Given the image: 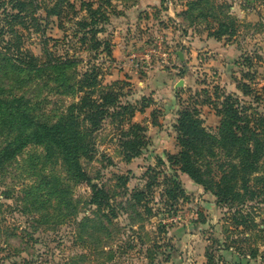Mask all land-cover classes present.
I'll return each instance as SVG.
<instances>
[{
	"label": "rangeland",
	"instance_id": "374dc122",
	"mask_svg": "<svg viewBox=\"0 0 264 264\" xmlns=\"http://www.w3.org/2000/svg\"><path fill=\"white\" fill-rule=\"evenodd\" d=\"M100 1L103 0H0V58L19 46L37 58L40 66L46 65L38 72L21 69L18 73L23 80L29 77L32 81L28 89L32 105L53 119L77 99L75 95L58 93L57 74L49 67L44 51L61 55L68 47V53L77 61V70L97 67L101 86L127 82L121 101L135 109L129 121L146 128L139 156L126 160L127 145L121 130H127V125L106 117L91 134L93 151L81 163L91 183L104 187L112 202L125 201L132 188L142 187L155 175L152 215L134 223L136 218L118 211L112 222H104L105 233L94 235L99 232L97 227L85 221L96 209L88 204V183L73 182L58 161L43 158L40 146H27L0 173V257L14 253L10 245H2L11 229H26L28 222H35L20 244L8 239L20 249V264H264V164L261 173L255 175L261 177L260 182H251L258 192L244 194L238 198L240 201L228 195L220 202L178 170L176 181L182 193L176 202L166 198L165 184L162 185L164 177L173 174L166 154L177 153L179 146L170 126L183 107L196 108L205 129L216 135L214 108L233 93L245 108L248 127L257 129L258 142L264 145V0H182V7L174 14L185 28L194 31L195 37L207 34L232 47L225 61L210 67L202 66L207 51L199 52L201 61L195 60L189 66L178 63L175 51L185 50L182 43L174 45L171 35L152 30L172 22L162 16L134 30L133 39L141 42L125 61L116 62L105 53L87 51V45L76 39L65 40L78 31L75 22L87 17L88 9L95 14H100L101 9L116 14L113 3ZM171 8L178 10L176 6ZM104 25L102 20L96 22L95 28L102 30L98 37L111 42L113 24L107 20ZM218 32L226 36H217ZM186 37L193 38L192 34ZM152 67L158 72L173 68L179 72L176 77L182 85L177 86L170 108L153 103V99L160 98L151 96L153 90L148 84L140 87L127 80L145 77ZM69 74L67 70L66 76ZM0 88L6 95L23 90L15 83ZM225 154L216 148L213 156L205 159L216 183L228 171ZM118 177L126 178L125 183ZM123 208H127L125 204ZM7 228L10 232H4ZM205 253L211 255L210 263Z\"/></svg>",
	"mask_w": 264,
	"mask_h": 264
},
{
	"label": "trees",
	"instance_id": "16d2710c",
	"mask_svg": "<svg viewBox=\"0 0 264 264\" xmlns=\"http://www.w3.org/2000/svg\"><path fill=\"white\" fill-rule=\"evenodd\" d=\"M100 4L112 5V0H103ZM189 6H192V2ZM88 11L90 14L87 17L75 22L78 31L71 33L65 40H68V37L76 39L83 46L87 45L85 50L110 56L111 43L108 39L98 37L102 30L95 28V24L98 20H102L106 25L112 13L103 9L100 14L90 12V9ZM221 35L226 33H217V36ZM217 36L214 35L215 38H218ZM68 50V47L62 50L61 55H56L54 52L52 55L51 52L44 51V58L49 61V67L57 74L55 80L58 82V93L65 96L75 95L77 99L66 105L54 119L47 117L41 109L32 105L34 103L30 99L31 92L28 90L32 81L29 77L23 80L18 73L21 69L38 72L46 65L40 66L37 58L26 51H21L19 46L10 48V54L0 58V87H11L14 83L23 87V90L16 94L7 95L0 88V138H2L0 173L27 146H40L43 150V158L58 161L70 180L88 183L90 188L88 204L95 206L96 209L91 212L92 217H86L85 221L91 227H97L95 229L100 233L95 232L94 235H100L105 233L102 231L104 222H112L113 218L119 215L118 211L136 218L134 223L143 222L145 217L151 216L153 210L150 203L154 199L153 189L157 181L155 175L150 176L151 181L146 182L142 187L132 188L128 193V199L119 202H112L114 200L104 187L91 183L81 160L87 159L92 153L91 134L101 127L104 119L109 117L119 125H127V130H121L124 138L122 141L127 145L126 160L139 156L145 144L146 128L129 121L135 109L131 104L121 101L123 87L128 86L127 82H113L101 86L97 67H88L80 72L75 68L77 61L71 57ZM15 64L17 66L19 64L20 69H17ZM67 70L70 71L68 76H66ZM149 103L143 107L148 106ZM214 110L220 118L216 135L205 129L196 108L183 107L177 113L172 128L176 134L179 150L175 154H166V162L173 174L164 177L162 183L165 184L166 198L173 203L182 193L179 182L176 181L177 170L205 190H209L220 202L228 199V195L240 201L238 198H243L240 196L258 192L253 190L251 184V182L256 184L260 182L261 177L255 175L261 171L264 164V145L258 142L257 129L251 130L248 127L245 108L233 93L223 97L220 106L216 105ZM216 148L226 153L228 168L218 183L213 181L209 161H205L206 158L213 156ZM158 162L164 164L160 159ZM123 179L118 177L122 184L125 183L126 178ZM258 189L262 192L263 186L260 185ZM165 203H168L167 200ZM124 204L127 210L123 208ZM19 211L22 213V210ZM28 223L26 229L19 231L11 229L10 232L8 228L4 229V232L7 230L10 233L3 238L2 245L6 247L10 245L14 253L0 257V264H20L22 259L19 255L20 249L13 247L8 239H15L20 244L24 234H28L27 229L35 224V222ZM105 235L111 237L108 233ZM205 257L210 263L211 255L205 253Z\"/></svg>",
	"mask_w": 264,
	"mask_h": 264
},
{
	"label": "crops",
	"instance_id": "0c3cea01",
	"mask_svg": "<svg viewBox=\"0 0 264 264\" xmlns=\"http://www.w3.org/2000/svg\"><path fill=\"white\" fill-rule=\"evenodd\" d=\"M164 2H162V0H112L117 12L109 17L114 28L111 29V34H113L110 42L111 59L116 62L123 59L124 61L128 60L131 56L130 53L132 49L137 47L141 42L140 40L133 39V35L135 34L134 30L141 28L146 22L159 19L160 16L166 17L172 22L164 26L161 25L158 28L153 27L152 30L155 33L158 32L164 35H171L172 39L170 42L174 45H177L179 42L182 43L185 50L175 51L176 58L180 65L189 66L193 64L195 60L201 61L198 57L199 52L207 51V53H205L207 58H204L203 67H210L211 64L217 66L218 63L221 64L222 60L227 57L226 53L230 55L229 51H232V47L229 45L224 44L220 40L211 38L207 34L205 36L195 37L196 33L194 31H190V28H185V26L180 23L179 17H176L174 13L179 11L182 7V0H178L173 5L174 7L176 6L178 10H172L171 7L173 6L168 7ZM191 34L193 38L186 37ZM177 72V68L169 69L165 72H158L155 67H152L144 73L145 77H140L139 75L127 80L131 83H136L134 85H139L140 87L148 84L153 90L151 96L154 98L158 96L160 98V101L153 99V103L159 102L164 108H170V105H173L174 99L176 98L175 92L178 86L176 84L180 81L176 77L178 75ZM150 109L151 108H149V111ZM213 116L215 121L214 128H216L220 118L216 113L213 114ZM174 118H176V113ZM174 122L175 120L173 119L170 126L172 132H174L172 128Z\"/></svg>",
	"mask_w": 264,
	"mask_h": 264
},
{
	"label": "built area",
	"instance_id": "2783aa9c",
	"mask_svg": "<svg viewBox=\"0 0 264 264\" xmlns=\"http://www.w3.org/2000/svg\"><path fill=\"white\" fill-rule=\"evenodd\" d=\"M165 2H164V4L166 5V6H173L174 5V3L172 2L173 0H164Z\"/></svg>",
	"mask_w": 264,
	"mask_h": 264
},
{
	"label": "water",
	"instance_id": "95a60500",
	"mask_svg": "<svg viewBox=\"0 0 264 264\" xmlns=\"http://www.w3.org/2000/svg\"><path fill=\"white\" fill-rule=\"evenodd\" d=\"M178 83H179V85H178V86L182 85V84H181V80H180Z\"/></svg>",
	"mask_w": 264,
	"mask_h": 264
}]
</instances>
